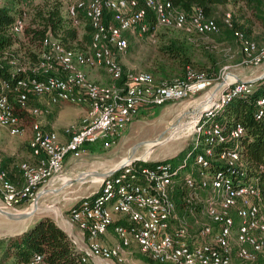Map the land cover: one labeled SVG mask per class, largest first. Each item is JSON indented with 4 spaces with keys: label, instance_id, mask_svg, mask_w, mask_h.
Instances as JSON below:
<instances>
[{
    "label": "built area",
    "instance_id": "2783aa9c",
    "mask_svg": "<svg viewBox=\"0 0 264 264\" xmlns=\"http://www.w3.org/2000/svg\"><path fill=\"white\" fill-rule=\"evenodd\" d=\"M6 1L0 0V7ZM64 2L67 17L75 25L79 24L80 11L89 20L93 27L91 44L85 51L67 49L48 31L40 42L37 63L29 67L38 76L19 79L14 87L15 101L24 115L15 113L6 95L0 96V126L10 135H20L28 123V148L35 157L19 164L22 183L18 185L8 178L0 156L3 207L15 209L26 202L31 206L40 190L52 189L62 180L68 159H80L89 144L111 147L140 109L197 94L209 98L221 82L196 123L193 162L188 163V152L177 165L166 159L142 165L138 162L148 161L135 157L120 164L112 175L101 178L95 192L80 197L69 209L70 223L85 239L83 247L74 244L87 264L124 263L133 248L162 264H264V163L253 164L246 159L245 141L249 138L243 124L213 119L234 98L250 94L255 79H241L221 69L211 78L204 71L188 68L183 78L158 80L147 71H124L120 61L127 48L123 33L136 28L144 31L147 9L153 12L157 25L201 35L220 32L216 19L200 8L187 14L168 0ZM106 10L112 12V21L104 22ZM222 23L232 27L230 13L224 14ZM26 25V14L20 12L11 32L21 35ZM234 36L245 63L259 66L264 62V44L258 47L239 31ZM87 68L102 69L111 82L90 79ZM44 96L50 104L85 106L84 114L78 123L66 126L62 135L45 129L40 120L43 110L29 103ZM257 104L264 105V96ZM262 112L260 109L256 117ZM178 179L189 190L185 196L188 206L203 207L205 219L196 220V228L176 212L171 194ZM110 229L117 239L114 245L101 241ZM40 259L35 256L36 261Z\"/></svg>",
    "mask_w": 264,
    "mask_h": 264
},
{
    "label": "trees",
    "instance_id": "16d2710c",
    "mask_svg": "<svg viewBox=\"0 0 264 264\" xmlns=\"http://www.w3.org/2000/svg\"><path fill=\"white\" fill-rule=\"evenodd\" d=\"M23 1V0H22ZM21 0H7L0 7V96L6 95L14 105V111L19 116L24 112L16 103L17 91L15 90L16 81L19 79L32 78L38 76L32 72V67L38 61V51L40 42L45 34L50 31L64 47L76 51H85L91 44L93 27L89 20L83 15L78 14L79 24L75 25L69 17L64 18L61 15L60 4L57 2L47 7L39 8L33 5L32 13L28 16V24L21 35H15L11 32V25L15 17L20 14L19 8ZM173 7L187 14L191 13L193 8H200L206 16L216 19L220 27V37L215 35L208 36L215 42L238 44L234 36L235 31L241 32L245 38L250 39L253 33L252 24L257 23L264 29V0H168ZM24 2V1H23ZM30 3V2H25ZM239 4L247 10L248 20H235L231 14L232 27H227L222 23L224 14L220 17V8H225L228 4ZM140 6L143 4L140 2ZM111 11H104V22L112 21ZM146 29L135 31L142 34H150L157 26L153 12L146 10V16L143 20ZM248 22V23H247ZM78 27H82L81 33ZM126 31L124 37L128 39ZM189 37V38H188ZM184 41L177 39H168V42L160 46V52L170 60L178 69L177 77L183 78L187 69L191 68L197 71H204L209 77L218 76L221 69V62L212 51L211 44L200 43L196 36H187ZM240 47V46H239ZM199 51L200 57L195 58L194 52ZM158 80L168 79L167 74L159 70ZM264 96V77L253 82V89L246 96L234 98L226 104L213 119L220 123L240 122L247 130V139L245 141L246 159L253 164L264 163V105H258L257 101ZM34 106H40L35 98L29 100ZM166 104V103H165ZM42 109V108H41ZM262 110V114L256 117V113ZM93 144L86 147L91 148ZM196 150L192 147L189 152L188 163L193 162V153ZM188 152L182 151L174 157L166 159L173 165L179 164L186 158ZM142 165L151 166L152 162H138ZM2 167L7 170L6 160H2ZM189 169V166L186 168ZM8 172V171H7ZM8 178L12 181L21 180L19 175L13 176L8 172ZM189 190L184 187L181 179L173 184L171 197L175 203V209L179 216L185 222L196 228L194 222L205 219L202 215L203 207L200 205L188 206L185 196ZM133 254L148 264H162L151 260L144 254L134 251ZM39 255L41 259L35 260ZM0 264H87L82 261V251L77 248L67 233L61 229L55 220L50 216L43 215L37 218L31 225L20 233L0 238ZM240 264V263H239Z\"/></svg>",
    "mask_w": 264,
    "mask_h": 264
},
{
    "label": "rangeland",
    "instance_id": "374dc122",
    "mask_svg": "<svg viewBox=\"0 0 264 264\" xmlns=\"http://www.w3.org/2000/svg\"><path fill=\"white\" fill-rule=\"evenodd\" d=\"M64 1L65 0H31L30 3L22 1L19 8H21V12H25L27 24L28 16L32 13L31 10L33 5H38L39 8H42L57 2L60 4L61 15L67 18ZM220 12V17L228 12L233 15L235 20H241L240 18H242V16L245 21L249 19V14L241 3H230L225 8H220ZM252 27L253 33L250 36L251 40L254 41L258 47L262 46V44H264V29L257 23L252 24ZM78 30L81 33L82 27H78ZM191 34L192 32L186 29H174L161 25L155 26L150 34H142L135 30L128 32V46L120 57L123 70L147 71L158 79V77L161 76L158 71L159 69L167 74L166 77L168 79L177 77L178 69L176 65L162 55L159 48L164 43L168 42V39L184 41V38ZM199 40L202 43H204L203 41L211 42L209 38ZM212 42L214 44L216 43L212 51L215 52V55L221 62V70L225 73L240 74L243 79H251L257 74L264 72V62L259 66H254L243 61V55L238 44ZM193 54H195L196 59L200 57L199 51L195 50ZM98 73L103 76L102 72ZM203 97L202 94H197L186 99L168 102L161 106H151L140 109L138 115L126 127L121 137L112 143L111 147L106 148L102 146L101 143H95L92 146L99 147L96 152H89V155H84L80 159L75 160L71 168L69 166L65 167L63 175L68 176L69 179H73V177H84L82 180L66 185L57 192L42 195L38 201L39 206L48 204L53 205V209L55 207H61L62 210L66 211L71 208L80 197L86 196L90 192L93 193L99 188V174L119 166V164L129 156L143 160L146 159L148 162H151L156 159H169L182 151L189 152L194 145V129L186 135L180 137L173 136L175 133L179 134L182 127L192 123L195 116L199 119L200 115L203 114L202 111L210 103H206L207 98L203 99ZM73 111L74 114H69L68 118L65 119L66 124L77 123L80 119V112L75 111V109ZM44 113L45 110H43L42 118L46 120L47 114ZM61 118L64 120V116ZM195 123L197 122H194V125ZM3 132L6 136V141L0 144V156L2 160H6V167L14 162L20 164L23 162V156L21 154L27 151V145L20 140L19 135H10L7 128L3 127ZM86 173L91 174L85 176ZM62 183V180H57L55 186L51 188L55 189ZM43 197L44 200H42ZM43 201L44 204L42 203ZM29 206V203L26 202L15 209L5 208L0 200V208L9 212H18L17 210L23 211ZM45 213L51 214V212ZM30 217L22 220L28 223L31 220ZM22 224L23 223H20L19 220H11L0 213V238L17 234V232L14 231L17 226L20 227ZM120 264L148 263L132 254L128 256L124 263Z\"/></svg>",
    "mask_w": 264,
    "mask_h": 264
},
{
    "label": "crops",
    "instance_id": "0c3cea01",
    "mask_svg": "<svg viewBox=\"0 0 264 264\" xmlns=\"http://www.w3.org/2000/svg\"><path fill=\"white\" fill-rule=\"evenodd\" d=\"M191 32H192V34H191L192 36H196L199 39L209 38L208 36H210V34L209 35H201V34H197V33L193 32V31H191ZM211 35H215L217 37H220V33L211 34ZM209 39L211 42L214 41L211 38H209ZM203 42L205 44L211 43V42H205V41H203ZM200 43H202V42H200ZM219 43H222V42H219ZM215 44L212 42L211 47L212 48L215 47ZM98 72H102L103 76L100 75V73H98ZM86 73H87V76L92 80H95V81H98L101 83H110L111 82L109 77L105 74V72L102 69L87 68ZM262 73L257 74L256 76L252 77L251 79L258 78V76H260ZM237 76L239 78L243 79L242 75L238 74ZM38 103L40 104V106H38V107L42 108V110H45L44 114H47L46 120L43 119L42 116H40L42 126L45 129L57 131L60 135H62L64 128L66 126H68L69 124H71V123H67V124L65 123V121H66L65 119L68 118L69 114L70 115L74 114L73 110L75 109V111L80 112V114H81L80 118H81L83 116L84 110H85V106L72 105V104L65 103V102H60L57 104H50L48 101V98L45 96L38 98ZM62 116H64V120H63V118H61ZM48 117H49V119H48ZM79 120L77 121V123L79 122ZM19 137H20V140L27 145V147H26L27 151L25 153L21 154L23 156L22 161H34L35 157L31 155L30 150L28 148V141L31 138V129H30V126L28 123L25 125L24 131L22 134L19 135ZM5 141H6V136L4 135L3 127L0 126V144L4 143ZM97 148H99V147L98 146H91L90 149H87L85 156L89 155V152H96ZM74 161L75 160L68 159L65 163V167L69 166L71 168ZM14 165H16V166H14ZM7 171L9 173L13 174L14 177L17 175H19V177H21L20 172H19V164H17L16 162L10 163L7 166ZM101 178H102V176L99 175L98 180H101ZM66 180H69V177L65 176V175L62 176V182H65ZM14 182H17L19 185L22 183V179L21 180H15ZM91 193L92 192H90L89 194H91ZM89 194H87V195H89ZM44 197L42 198V200H44ZM42 203L44 204V201ZM69 209H67L66 211L62 210L61 207H55L53 209V205L44 204L43 206H40L38 208V210L30 217L31 220L28 223L25 220H19L20 223H23V224L20 227L17 226V228L14 232L20 233L23 230H25V228H27L29 225H31L37 218H39L43 215H48L55 220L57 225L67 233V235L72 239V241L78 247H83L84 243H85L84 235H83L82 231L76 225L70 223L69 218H68ZM28 210H29L28 208L24 209V211H28ZM45 212H51V214L45 213ZM101 241L105 244H108V245H114V244H116L117 239L115 238V235L113 234L112 230L110 229L107 232V234H105L101 237ZM133 249H134L133 252L136 251L135 248H133ZM133 252H132V254H133ZM132 254H130L128 256H131ZM128 256H127V258H128ZM97 264H116V263L113 261H107V262H97Z\"/></svg>",
    "mask_w": 264,
    "mask_h": 264
},
{
    "label": "water",
    "instance_id": "95a60500",
    "mask_svg": "<svg viewBox=\"0 0 264 264\" xmlns=\"http://www.w3.org/2000/svg\"><path fill=\"white\" fill-rule=\"evenodd\" d=\"M264 77V74H262L260 77L256 78L255 80H253L252 82H255L256 80L258 79H261ZM221 82L214 88L213 92L211 93V95L215 94V92L217 91V89L219 88ZM210 95V96H211ZM119 166L113 168V169H110L109 171L105 172V173H101L102 177L106 178L110 175H112L117 169H118ZM91 173H86L85 176L87 175H90ZM84 177L82 178H76V179H69V180H66L65 182H63L62 184H60L57 188L55 189H47V188H44L42 190H40L37 194V197L35 198V200L33 201L32 205H31V209L28 210V211H25V212H9V211H5L3 209L0 208V213H2L3 215H5L6 217H8L9 219L11 220H22V219H26L30 216H32L37 210L38 208L40 207L39 206V198L42 196V195H45V194H48V193H51V192H57L59 191L62 187L66 186V185H70V184H73L75 183L76 181H80L82 180Z\"/></svg>",
    "mask_w": 264,
    "mask_h": 264
},
{
    "label": "bare ground",
    "instance_id": "6f19581e",
    "mask_svg": "<svg viewBox=\"0 0 264 264\" xmlns=\"http://www.w3.org/2000/svg\"><path fill=\"white\" fill-rule=\"evenodd\" d=\"M214 95V94H213ZM213 95H211L209 98H207V101H206V103H211V100H212V98H213ZM209 103V104H210ZM198 121V117L197 116H195L194 117V120H193V122L192 123H189V125L188 126H184V127H182L181 128V130H180V133L179 134H174V136L173 137H180V136H183V135H186V134H188L189 132H191L193 129H195V125H196V123H195V125H194V122H197ZM132 159V157L131 156H129V157H127L126 159H124L123 160V162H121L120 164H122V163H124V162H127V161H129V160H131ZM119 164V165H120ZM99 175H101V174H99ZM102 176V175H101ZM73 179H76V177H73ZM29 210L31 209V206H30V208H28ZM18 212H25L24 210L23 211H20V210H18ZM18 212H16V213H18Z\"/></svg>",
    "mask_w": 264,
    "mask_h": 264
}]
</instances>
